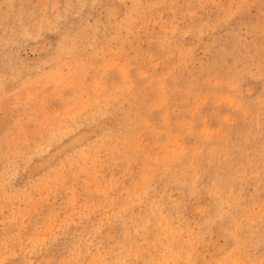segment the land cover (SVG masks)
Segmentation results:
<instances>
[{
	"label": "rangeland",
	"instance_id": "rangeland-1",
	"mask_svg": "<svg viewBox=\"0 0 264 264\" xmlns=\"http://www.w3.org/2000/svg\"><path fill=\"white\" fill-rule=\"evenodd\" d=\"M0 264H264V0H0Z\"/></svg>",
	"mask_w": 264,
	"mask_h": 264
}]
</instances>
